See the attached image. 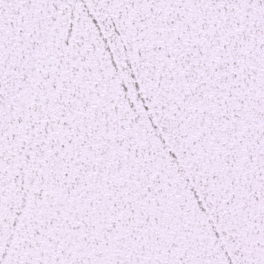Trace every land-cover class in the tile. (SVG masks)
Returning <instances> with one entry per match:
<instances>
[{"label": "snow or ice", "instance_id": "snow-or-ice-1", "mask_svg": "<svg viewBox=\"0 0 264 264\" xmlns=\"http://www.w3.org/2000/svg\"><path fill=\"white\" fill-rule=\"evenodd\" d=\"M0 264H264V0H0Z\"/></svg>", "mask_w": 264, "mask_h": 264}]
</instances>
